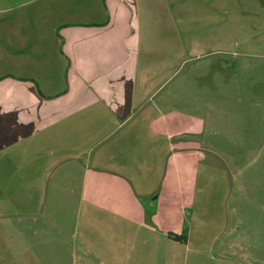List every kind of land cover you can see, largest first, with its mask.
<instances>
[{
  "label": "rangeland",
  "instance_id": "1",
  "mask_svg": "<svg viewBox=\"0 0 264 264\" xmlns=\"http://www.w3.org/2000/svg\"><path fill=\"white\" fill-rule=\"evenodd\" d=\"M100 3L103 1L0 0V92H11L13 87L17 92L8 78L33 80L42 92H36L34 85L28 90L24 87L12 94V104L23 111L28 103L38 102L33 97L22 98L23 93L55 100L71 88L69 75H73L75 65L76 69L80 66L70 68L63 36L71 29L107 25V13ZM141 6L134 11L135 20L138 13L140 16L134 28L142 38L138 48L142 52L139 63L146 71L144 78L157 86L155 90L161 89L158 96L151 98L154 102L170 88L185 85L188 93L181 96L184 102L188 97V112L195 113L198 98L217 94L207 85L206 75L213 76L220 58L230 61L232 69L244 59L243 52L264 58V48L259 46L264 43V0H142ZM122 28L114 25L108 32ZM80 33L84 34V29ZM66 47L73 44L68 42ZM216 49L222 51L213 54ZM224 63L217 67L223 74L228 70ZM247 80L240 79L245 87ZM220 86L225 90L229 84L222 81ZM205 104L212 116L218 113L208 102ZM105 110L98 104L80 109L0 149V264H97L101 260L110 264H224L218 256L232 257L240 263L245 260V264H264V191L256 187L264 180L258 173L263 160L255 162L252 156L246 166L247 177L239 178L243 191L238 190V182L232 187L228 173L225 181L218 182L215 196H210L207 211L198 207L197 221L202 218L209 226L199 230L195 227L192 250L187 252L188 246L182 242L169 246L145 241L142 232L133 231L129 232L130 238L124 232L117 245L102 242L96 235V229L101 227L96 217L85 216L82 211L83 166L93 160L99 146L103 148L109 132L124 133L130 124L118 127V121L110 130L113 124ZM229 110L239 118L248 113L238 107ZM208 113L204 115L206 121ZM192 140L195 138H187V144ZM260 143L264 146V141ZM259 150L251 154L257 156ZM261 157L264 159L262 150ZM110 161L104 158L102 162L108 165ZM240 201L248 203L234 205ZM233 205L244 214L240 227L250 240L246 244L252 247H245L244 239L238 240L236 235L228 242L235 248L243 243L248 258L221 254L223 241L218 239L224 231L220 233L219 222L227 218L233 222V216L237 220ZM217 233L220 234L215 237ZM211 245L214 249L208 253L200 251Z\"/></svg>",
  "mask_w": 264,
  "mask_h": 264
},
{
  "label": "crops",
  "instance_id": "2",
  "mask_svg": "<svg viewBox=\"0 0 264 264\" xmlns=\"http://www.w3.org/2000/svg\"><path fill=\"white\" fill-rule=\"evenodd\" d=\"M101 1L103 4L99 6H103L107 13V25L71 29L73 31L69 30L63 36V49L70 68L75 64L80 66L77 69L74 66L72 74L75 77L69 75L68 82L71 88L63 96L44 100L23 93L22 98L29 100L33 97L38 102L28 103L27 109L22 111V107L11 103V96L16 92L14 87L11 92H0V149L34 135L80 109L96 104L106 108L113 124L110 130L118 121V127L127 122L130 124L124 133L109 132L107 136L110 138L103 148L99 146L93 160L83 166V214L96 217L101 226L96 229V235L107 245H117L124 232L130 238L129 232L133 231L134 234L142 232L145 241L150 239L173 246L177 241L168 238L174 234L186 237L187 242L181 244L188 246V252L194 243L195 227L199 230L209 226L202 218L197 221V209L202 207L207 211L211 205L210 196H215L220 179L225 181L229 173L232 187L238 182V190L243 191L239 178L247 177L249 168L246 166L251 158L255 162L263 160L258 173L259 178H264V159L261 157L264 146L260 143L264 141V58L250 57L251 53L243 52L244 59L235 63L233 69L228 65L230 61L225 62L223 57L216 62L215 73L213 76L207 74L206 79L209 81L207 85L217 90V94L208 99L204 97L218 111L216 115L212 116L202 98H198L197 112L189 113L188 97L184 102L181 96L188 93L183 88L187 87L185 85L170 88L154 102L151 98L158 96L161 89L155 90L157 86L151 85L149 78H144L146 71L139 63L142 52L138 48L142 38L134 28L140 20L139 13L136 15L138 20H135L134 11L142 7V0ZM114 25L123 28L108 32V28ZM82 29L84 34L80 33ZM68 42L73 47H66ZM259 46L264 48V43ZM91 50L93 55H86L85 52ZM221 51L216 49L213 54ZM218 63L219 66L224 63L228 69L224 74L218 70ZM246 77L249 82L245 87L240 79ZM19 79L6 80L16 87L17 92L34 85L36 92L42 94L33 80ZM222 81L229 84L225 90L220 86ZM22 82L27 84L24 86ZM207 85L202 84V87ZM237 107L248 112L246 117L239 118L229 110ZM207 111L209 119L206 121L204 115ZM187 138L195 140L187 144ZM106 147L108 149L103 154ZM258 149L257 156L252 155ZM104 158L111 160L108 165L102 162ZM262 183L264 180L260 181ZM260 184L256 185L257 189L264 191ZM220 201L221 204L224 202ZM226 203L230 202L227 200ZM243 203L247 205L248 202L240 201L234 205ZM234 205L232 209L237 220L234 216L233 222L232 218L224 219V228L218 219L222 225L220 233L224 231L218 239L223 241L221 254L229 252L232 253L230 256L248 258L245 247L252 246L246 244L250 240L245 236L243 226L240 227L244 214ZM232 235L238 240L244 239L245 247L243 243L236 248L230 245L228 240ZM200 249L208 253L214 247ZM218 257L224 264H245V260L240 263L232 257ZM97 264L110 263L101 260Z\"/></svg>",
  "mask_w": 264,
  "mask_h": 264
},
{
  "label": "trees",
  "instance_id": "3",
  "mask_svg": "<svg viewBox=\"0 0 264 264\" xmlns=\"http://www.w3.org/2000/svg\"><path fill=\"white\" fill-rule=\"evenodd\" d=\"M169 238L177 242H184V243L187 242L186 237L184 235L178 236V235L171 234L169 235Z\"/></svg>",
  "mask_w": 264,
  "mask_h": 264
}]
</instances>
